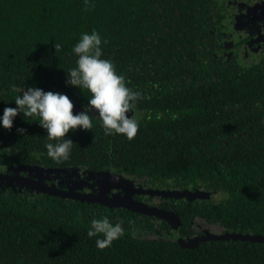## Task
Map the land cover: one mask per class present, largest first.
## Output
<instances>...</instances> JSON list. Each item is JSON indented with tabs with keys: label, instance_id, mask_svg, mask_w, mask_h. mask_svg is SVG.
Masks as SVG:
<instances>
[{
	"label": "trees",
	"instance_id": "obj_1",
	"mask_svg": "<svg viewBox=\"0 0 264 264\" xmlns=\"http://www.w3.org/2000/svg\"><path fill=\"white\" fill-rule=\"evenodd\" d=\"M220 6L219 0H0V117L28 87L87 104L88 91L66 80L76 67L73 47L93 30L107 41L101 58L141 94L131 141L105 135L93 117L94 130L67 134L74 142L69 158L57 163L47 155L52 141L38 118L20 113L11 130L0 126V164L85 163L180 184L200 180L224 198L186 202L175 209L183 223L201 208L208 217L248 220L251 231L264 234V57L241 65L223 54ZM13 186L0 184V264H264V242L185 248L172 238H139L127 222L157 228L135 214L122 224L110 207L92 212L85 201ZM102 216L120 223L124 234L100 250L102 236L87 232Z\"/></svg>",
	"mask_w": 264,
	"mask_h": 264
},
{
	"label": "flooded vegetation",
	"instance_id": "obj_2",
	"mask_svg": "<svg viewBox=\"0 0 264 264\" xmlns=\"http://www.w3.org/2000/svg\"><path fill=\"white\" fill-rule=\"evenodd\" d=\"M240 2L244 3V11L248 13L252 12V5L260 4L261 8L252 13L248 17L246 22V27L243 30H235L233 24L235 22L234 18L238 14H242L237 8V4L233 0H219V4L222 5V10L224 11L225 21L221 23L223 35L226 37V41L223 42V54L233 57L239 64H253L258 62L264 57V30L258 31V26L264 23V2L263 0H241ZM74 106L75 105H87V104H77L74 99H71ZM73 111H76L73 109ZM78 112V111H76ZM81 112V111H79ZM136 113L134 110L130 111ZM98 120L96 114L89 113ZM136 117V116H135ZM94 125L92 129L94 130ZM21 166L16 163H4L0 164V174L8 175H18L28 178H33L36 180H42L44 183L50 186L59 188L60 190H66L68 188L73 189V191L83 193V194H92L99 195L101 192H105L107 197H121L122 195L129 194L130 199L137 203H141L146 207L156 208L158 210L168 212L166 217L139 214L138 211L132 210L128 207L122 206H109L104 205L101 202H87L91 203L92 212H97L103 207H110L112 211H116L117 217L120 219L122 224L125 221H132L133 214L143 220L144 223L149 222L152 226L157 228L156 231L149 229L148 227H135L134 223H128L130 229H132V234L139 238L145 239H174L177 241V238L180 237L184 242H189L196 237H200L206 234H221V233H240V234H258L254 231H251L249 221L246 220L242 222L240 219L233 217L230 220L224 221L221 218H213L205 215L199 214L201 208L198 211L189 217L188 223H183L180 216L175 212V209L187 205L186 202H191L196 204V202H205L210 201L214 204L221 202L222 196H219L218 199H213L215 193L220 191L209 190L202 186V182L199 180L196 183H184L180 184L174 178H152L144 175L138 171L131 172L128 170L120 168H97L95 165L89 164H79V165H70L68 167H45L36 164H21ZM99 166L104 167L103 164ZM119 166V163L116 167ZM15 167L16 170H13ZM22 171L24 173H22ZM3 185H14L13 187L18 190L19 187H30L27 185H20L16 183H1ZM31 188V187H30ZM202 188L205 195L203 197H197L189 199L185 195H180L187 190L194 191L196 189ZM155 190H158L156 193H153ZM24 190V188H23ZM221 193V192H220ZM63 199H70L64 198ZM75 200V199H71ZM122 214V215H120ZM123 215L127 216L128 219H124ZM149 215V216H148ZM116 218V217H115ZM127 227V226H125ZM129 229V230H130ZM234 241L236 239H229ZM228 241V240H206L200 241ZM247 241V240H239Z\"/></svg>",
	"mask_w": 264,
	"mask_h": 264
},
{
	"label": "clouds",
	"instance_id": "obj_3",
	"mask_svg": "<svg viewBox=\"0 0 264 264\" xmlns=\"http://www.w3.org/2000/svg\"><path fill=\"white\" fill-rule=\"evenodd\" d=\"M102 41L100 34L93 30L83 33L72 51L77 56L76 67L67 73L66 83L88 91L90 98L84 111L74 114V104L64 94L28 87L15 98L16 107H5L0 117V126L6 130L13 127L14 118L22 113L23 117L38 118L39 126L46 130L49 142L45 145L47 155L57 163L67 160L73 141L67 138L70 131L77 129L91 131L93 116L88 110H95L96 117L105 135L121 134L131 141L139 130V121L129 117L128 113L135 108L140 93L127 87L125 78L118 75L111 60L102 57ZM54 44L55 52L60 50ZM175 118V117H173ZM24 129H17L20 134ZM124 234L120 223L113 224L107 216L91 220L89 237L102 236L96 240L100 250L111 246L113 241Z\"/></svg>",
	"mask_w": 264,
	"mask_h": 264
},
{
	"label": "water",
	"instance_id": "obj_4",
	"mask_svg": "<svg viewBox=\"0 0 264 264\" xmlns=\"http://www.w3.org/2000/svg\"><path fill=\"white\" fill-rule=\"evenodd\" d=\"M87 105H75L74 110L76 111H84ZM89 113L98 115L95 110H88ZM9 183L12 185V183L20 184V185H27L31 188L41 190L47 194L57 196V197H64V198H70L75 199L79 201H87V202H101L102 204H106L109 206H122V207H128L132 210H136L140 213L150 214V215H157V216H163L166 217L168 215V212L158 210L156 208H150L146 207L141 203H137L135 201H132L130 199L129 194L122 195L121 197L113 196V197H107L105 195V192L100 193L99 195L95 196L92 194H83L76 191H73V189L68 188L66 190H60L57 187L47 185L42 180H36L33 178L18 176L16 174L14 175H8V174H0V184L1 183ZM21 187V186H20ZM19 187V188H20ZM186 194L187 198L192 199L196 197H203L205 194L197 192H191V193H180V195ZM229 239H236V240H247L252 242H264V235H257V234H240V233H221V234H206L200 237H196L192 239L189 242H184L180 239V237L177 238V242L180 244V246L185 248H193L195 245L200 241H206V240H229Z\"/></svg>",
	"mask_w": 264,
	"mask_h": 264
},
{
	"label": "rangeland",
	"instance_id": "obj_5",
	"mask_svg": "<svg viewBox=\"0 0 264 264\" xmlns=\"http://www.w3.org/2000/svg\"><path fill=\"white\" fill-rule=\"evenodd\" d=\"M240 1H241V0H233V2H235V3H239V4H237V8H238V9L240 10V12L242 13V14H238L237 16H235V18H234L235 22H234V24H233V28H234L235 30H240V31H241V30H243L244 27H246V23H245L246 21H245V20H247L248 17L252 15V13H254L255 11H257L259 8H261V7H263V6H261V5L258 3V4H255L254 6L252 5V8H253V9H252V12H251V13H248V11L243 12L244 9H246V8H244V3L240 2ZM263 2H264V0H263ZM262 30H264V23L258 26V31H262ZM263 35H264V34H262V36H263ZM128 116H129V117H133V118H135L136 113H134V112H129V113H128ZM13 170H16V167H15ZM21 190H23V188H22ZM157 191H158V190H155V189H154V192H153V193H156ZM197 191H199L200 193H204V191H203L202 188L196 189V190H194V191L187 190V192L184 191V193H191V192H197ZM184 195L186 196V194H184ZM205 196H207V195H205ZM219 196H222V199L224 198V194L218 192V193H215V195L213 196V199H218ZM196 198H197V197H196Z\"/></svg>",
	"mask_w": 264,
	"mask_h": 264
}]
</instances>
